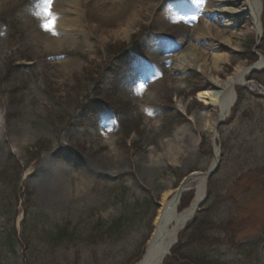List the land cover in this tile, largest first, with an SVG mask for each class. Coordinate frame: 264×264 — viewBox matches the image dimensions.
<instances>
[{"label":"rangeland","instance_id":"374dc122","mask_svg":"<svg viewBox=\"0 0 264 264\" xmlns=\"http://www.w3.org/2000/svg\"><path fill=\"white\" fill-rule=\"evenodd\" d=\"M207 1L137 0L133 10L142 20L123 27L90 12L84 28L62 40L65 50L51 53L35 47L33 27L67 14L51 17L48 0L25 12L14 0L1 15L0 0V173L7 171L0 182V228L9 224L6 213L15 202L20 218L30 211L29 252L23 243L20 256H4L0 264L142 260L162 194L193 172L206 173L214 159L211 133L201 130L200 119L215 109L199 98V86L209 82L200 68H210L215 55L228 57L223 80L240 63H262L250 80L264 89V0L261 29L255 33L249 17L239 20L227 35L233 44L219 52L195 32L210 21L214 9L204 8ZM186 53L205 55L197 67L179 71L177 61ZM211 122L219 168L200 215L202 230L185 248L221 264H264V97L238 88L230 115ZM173 147L180 166L167 159ZM48 170L59 176L49 178ZM54 180L49 191L45 186ZM194 196L184 194L180 210ZM57 228L79 240L49 241Z\"/></svg>","mask_w":264,"mask_h":264},{"label":"bare ground","instance_id":"6f19581e","mask_svg":"<svg viewBox=\"0 0 264 264\" xmlns=\"http://www.w3.org/2000/svg\"><path fill=\"white\" fill-rule=\"evenodd\" d=\"M20 3L22 4L23 11L27 12L31 6L32 9L38 11V5L44 3L45 5H43L46 6L48 2L47 0H32V2L31 0H20ZM60 4L63 5V10L61 11L59 7L62 5ZM135 4H137V0H55L51 2L50 16L55 17L64 12L65 15L67 14L66 18L60 21H45L42 25L33 27V43L36 48H41L43 52L59 53V51H64L65 49L62 48V40H66V37H70L73 32H77L78 28H81L80 26L84 28L85 23H88V14L90 12L102 14L105 18L115 22L119 27H123V25H134L138 23L139 20H142V17L140 19V14L133 10ZM13 5L14 0H3V3H1V6H3L1 15L11 10ZM262 7V0H208L204 4V8L206 10H214L209 14L210 21L195 27L197 40L210 43L209 48L219 52L226 46L225 43L228 45L233 44V35L229 37H227V35L229 34V29L233 24L239 22V20L249 17L254 32L256 33L261 29ZM162 8L163 6L159 5L156 9L157 11L159 9L160 12ZM159 12L157 14H159ZM151 15H153V13H151ZM154 20L155 19L152 18L151 24L155 22ZM161 20L163 21L165 18ZM64 21L67 24L62 23ZM45 24H51L52 30H45ZM126 30L127 29H123V32H125L124 34L127 33ZM63 31H66L67 34H63ZM225 37H227V39ZM215 41L219 43L215 45ZM237 50L238 49H235V51ZM204 55V53H196L194 55L193 53H186L177 61V70L185 71L197 67V63L202 61ZM205 61L207 62V60ZM227 62H229L228 57L215 55L212 58L210 68L207 70L202 67L200 68L201 73H203L204 77H208L209 82H204L199 86V89L202 90L199 98L210 103L215 109L212 111V113L214 112L213 115L212 113L210 115L206 114V118L200 119V121H202L201 130L211 133V142L214 147V159L211 163L212 167L219 161V150L216 146L218 138L216 137L217 132L214 131V127L211 125L212 117H217V121H219L226 119L228 115H230L237 102L238 88L246 86L252 91L264 95V89L257 85L255 81L250 80L251 71L253 69H260L263 65L262 63H257L254 66L240 63L236 66L232 74L222 80V65ZM200 107H203V105ZM4 116V112H1L0 122L3 121L2 119ZM197 143V138L195 140L191 139L188 148H195ZM176 149V147L170 148L167 159L172 165L180 166L177 160L178 156L176 154ZM1 151L0 148V152ZM45 164L47 165L45 161H42V168ZM49 173L51 174L49 178H52V175L59 176L58 174H54L55 172L53 173L51 170H48L46 174ZM193 176L194 179L192 184L194 185L195 196L186 209L179 210V198L182 194L180 193L181 191H179L180 187L167 190L162 194L160 201L161 207L154 220V231L147 245V254L139 264H164L165 260L168 258V253L171 252L173 245L178 241L182 230L195 216L206 194L208 183L206 176L200 172L195 173ZM47 180L50 181L48 178ZM55 182V180L51 183L49 182L45 187L50 191L56 187Z\"/></svg>","mask_w":264,"mask_h":264},{"label":"trees","instance_id":"16d2710c","mask_svg":"<svg viewBox=\"0 0 264 264\" xmlns=\"http://www.w3.org/2000/svg\"><path fill=\"white\" fill-rule=\"evenodd\" d=\"M6 174H7V171L6 172L3 171L0 173V182L2 181L3 175H6ZM212 189H213V178H211L209 181L208 201L205 205L209 204V201L212 198V191H213ZM24 204H29V201L26 200ZM16 205H17V202H15V204L11 206L12 212L10 211L6 213L9 216L11 215L9 224L6 227L0 228V262L2 261L5 262L4 256H7V255L10 258H16L20 256V251L22 247L21 242L26 244L25 251L27 250L29 252L28 250L29 242L26 240L27 237L25 236V227L29 224V219H28V214L30 212L29 206L26 208V217L22 223L21 235L18 237L16 228H15V219L18 215V211H16V208H15ZM5 208H6V205L4 209ZM13 210L15 212L12 215ZM202 213L203 211L199 213V217L196 218V220L182 234L179 244L172 251V255L174 256V258L178 259V260L176 259L177 261H175L176 262L175 264H221L218 261L210 260L209 258H200L198 255H194L191 250H187L185 248L186 247L185 241L187 242V240L192 236V234L194 233L199 234L200 231L202 230L201 223H200V215ZM34 219L35 218H33L32 220ZM117 223L118 222H116V224ZM116 224H114V226ZM113 230L114 228L109 231L112 232ZM48 237H49V241H57V242H64V241L67 242L68 241L70 244L75 243L76 241L79 240L78 238L75 237L73 232H70L67 228H57L55 232H50ZM24 255H26V252L24 253ZM25 257L28 259L29 255ZM178 261H181L182 263H179ZM27 264H28V260H27Z\"/></svg>","mask_w":264,"mask_h":264},{"label":"water","instance_id":"95a60500","mask_svg":"<svg viewBox=\"0 0 264 264\" xmlns=\"http://www.w3.org/2000/svg\"><path fill=\"white\" fill-rule=\"evenodd\" d=\"M215 172H216V170H215V171L210 170L209 173H208V176H212ZM189 179H190V178H189ZM189 179H187V180L182 184V186H181V191H186V190L184 189V186H185L186 182H187Z\"/></svg>","mask_w":264,"mask_h":264},{"label":"snow or ice","instance_id":"6c2138e0","mask_svg":"<svg viewBox=\"0 0 264 264\" xmlns=\"http://www.w3.org/2000/svg\"><path fill=\"white\" fill-rule=\"evenodd\" d=\"M48 2L51 3V0H48ZM49 15H50V13H49ZM44 27H45V30H48V31H51L52 30L51 24H45Z\"/></svg>","mask_w":264,"mask_h":264}]
</instances>
